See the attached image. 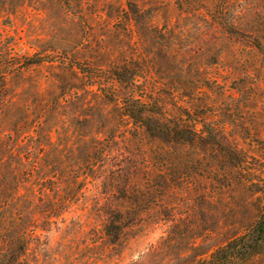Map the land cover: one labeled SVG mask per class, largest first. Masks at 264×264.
<instances>
[{"label":"rangeland","instance_id":"1","mask_svg":"<svg viewBox=\"0 0 264 264\" xmlns=\"http://www.w3.org/2000/svg\"><path fill=\"white\" fill-rule=\"evenodd\" d=\"M0 64V264H197L259 215L264 0H0Z\"/></svg>","mask_w":264,"mask_h":264},{"label":"trees","instance_id":"2","mask_svg":"<svg viewBox=\"0 0 264 264\" xmlns=\"http://www.w3.org/2000/svg\"><path fill=\"white\" fill-rule=\"evenodd\" d=\"M9 70V67L0 64V90L5 86V76L6 72ZM109 78L107 83L103 86V91L110 99H121L124 103L126 114H128L131 118H133L136 122H139L146 128L151 131L165 129L163 122L156 118L154 114H158L155 112L154 114L148 109L147 103L142 100L141 97H137L134 90H129V92L120 97L119 94L116 93V84L124 85L127 82L128 77L125 71L119 69V67H112L109 70ZM137 73H133L131 78H135ZM129 78V79H131ZM127 79V80H126ZM128 84V82H127ZM132 84V80H131ZM213 131L211 127H209ZM175 129H173V132ZM180 134V133H179ZM178 134V135H179ZM184 135V134H182ZM188 140L191 141L193 138L188 135ZM220 146V149H223L221 143H217ZM227 153V152H226ZM227 155L230 156L232 160L238 165H241L243 162L240 160V156L236 155L230 151ZM240 160V162H239ZM264 193V185L263 189H261ZM113 223L107 226L106 232L109 235H113L115 232L113 230ZM26 232L24 231V234ZM28 243L27 236L24 235V249ZM264 252V203L262 204L259 215L255 218V220L248 226L244 228L243 231L237 233L235 236L230 238L228 241L217 247L209 256V258H205L200 260L197 264H248L250 260L258 254Z\"/></svg>","mask_w":264,"mask_h":264}]
</instances>
